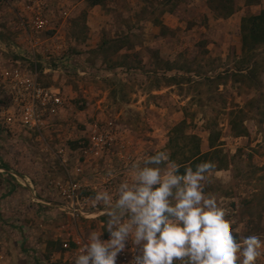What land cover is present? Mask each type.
Listing matches in <instances>:
<instances>
[{"label": "rangeland", "instance_id": "374dc122", "mask_svg": "<svg viewBox=\"0 0 264 264\" xmlns=\"http://www.w3.org/2000/svg\"><path fill=\"white\" fill-rule=\"evenodd\" d=\"M31 1L0 0V264H74L63 241L107 219L96 192L115 198L132 165L158 151L181 172L214 162L204 191L234 235L264 234V41L244 44L241 27L264 1L42 0L43 28L22 24ZM35 65L66 107L40 129L6 123L18 105L3 73ZM109 121L124 146L85 162L88 136ZM70 174L93 186L83 193L95 216L56 204Z\"/></svg>", "mask_w": 264, "mask_h": 264}, {"label": "clouds", "instance_id": "9594fccd", "mask_svg": "<svg viewBox=\"0 0 264 264\" xmlns=\"http://www.w3.org/2000/svg\"><path fill=\"white\" fill-rule=\"evenodd\" d=\"M214 167L203 161L181 172L165 151L134 163L115 198L96 192L93 203L104 206L107 219L88 234L74 264H116L126 247L135 253L128 264H256L264 242L237 239L224 209L204 191ZM105 231L109 238L102 239Z\"/></svg>", "mask_w": 264, "mask_h": 264}, {"label": "built area", "instance_id": "2783aa9c", "mask_svg": "<svg viewBox=\"0 0 264 264\" xmlns=\"http://www.w3.org/2000/svg\"><path fill=\"white\" fill-rule=\"evenodd\" d=\"M42 5V0H32L27 4L24 10L25 16L21 15L24 27L31 25L32 28H43L47 25L48 19L45 17ZM29 42L33 50H36V41L30 38ZM46 69L47 67L44 68V72ZM3 75L18 105L15 112L7 115L6 123L15 117L21 125L40 129L56 122V118L66 107L64 92L58 86L39 82V70L36 65L31 71L14 68L6 70ZM118 139L117 126L113 121H109L103 126H96L92 135L88 136V144L82 147L84 161L96 160L116 149L118 144L123 147V142ZM76 172L80 176L83 173V168L76 166ZM56 185L62 196V200L56 204L71 218H89L97 214L95 210L89 208V195L83 193L84 189L90 190L93 187L87 180L85 182V177L78 179L76 175L70 174L65 181H58ZM93 205L95 207V204ZM86 238L79 233L69 234V237L62 243L64 252L73 256L78 255L83 249ZM101 238L107 239L109 234H103ZM134 254L130 247H126L118 254L116 264H128Z\"/></svg>", "mask_w": 264, "mask_h": 264}, {"label": "trees", "instance_id": "16d2710c", "mask_svg": "<svg viewBox=\"0 0 264 264\" xmlns=\"http://www.w3.org/2000/svg\"><path fill=\"white\" fill-rule=\"evenodd\" d=\"M100 0H91V4H96ZM243 32V43L246 44L251 38L256 43L264 41V9L258 13L243 18L241 25ZM247 32L248 34H244Z\"/></svg>", "mask_w": 264, "mask_h": 264}, {"label": "crops", "instance_id": "0c3cea01", "mask_svg": "<svg viewBox=\"0 0 264 264\" xmlns=\"http://www.w3.org/2000/svg\"><path fill=\"white\" fill-rule=\"evenodd\" d=\"M264 1V0H263ZM95 5V4H94ZM259 6H262V9L264 8V4H262V3H260V5ZM249 217V216H248ZM228 223H231L232 224V221L231 222H228ZM233 227H234V225H233ZM235 230H238L237 228H235ZM255 233H257V234H255ZM254 234H250V235H256V236H258L259 237V239L262 241V242H264V234H262V235H260V233H258V232H255ZM243 236V235H242ZM236 237H237V239H239V235H236ZM245 237H246V235H245ZM243 239V238H242ZM241 239V240H242ZM261 251L263 252V254L260 256L261 258H264V251H263V249H261ZM262 261H264V259L262 260ZM256 264H262V263H259L258 261H256Z\"/></svg>", "mask_w": 264, "mask_h": 264}]
</instances>
